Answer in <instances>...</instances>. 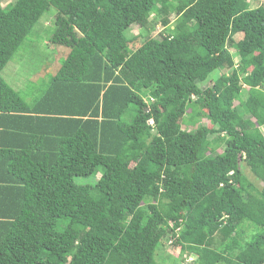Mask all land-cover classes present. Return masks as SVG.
<instances>
[{"label": "trees", "instance_id": "16d2710c", "mask_svg": "<svg viewBox=\"0 0 264 264\" xmlns=\"http://www.w3.org/2000/svg\"><path fill=\"white\" fill-rule=\"evenodd\" d=\"M2 1L0 72L50 8L69 52L29 101L0 76V264H264V0Z\"/></svg>", "mask_w": 264, "mask_h": 264}, {"label": "rangeland", "instance_id": "374dc122", "mask_svg": "<svg viewBox=\"0 0 264 264\" xmlns=\"http://www.w3.org/2000/svg\"><path fill=\"white\" fill-rule=\"evenodd\" d=\"M11 2L13 0H3L1 6L4 7ZM261 2L262 0L248 1L250 8L258 6ZM54 13L55 9L50 8L48 12L42 15L0 72L2 79L27 101H29L31 96H38L43 91L48 80L57 72L69 52V48L52 45L49 42L54 30ZM161 17L162 15L158 13H149V23L145 28L132 26L129 32H126L127 36L132 35L137 37L130 44L133 50L139 47L146 38H159V33L163 29ZM48 20L51 21L50 24ZM173 20L174 15H169L170 26ZM240 38V35L235 37L236 40ZM233 51L232 49L231 52L233 53ZM221 73L222 70L213 71L204 82L199 83V86L206 87L211 85V82H208V80H215ZM234 104L236 105V102ZM200 123L210 126L205 118H202ZM261 133L264 135V127H261ZM240 168L255 187H261L260 181L252 175L244 163H241ZM94 180L93 177L76 178L75 182L81 185H90L94 183ZM250 234L251 230H245L243 239H247ZM171 255L169 248H159L155 254L156 264H171V260L175 259V256L172 255V257Z\"/></svg>", "mask_w": 264, "mask_h": 264}]
</instances>
